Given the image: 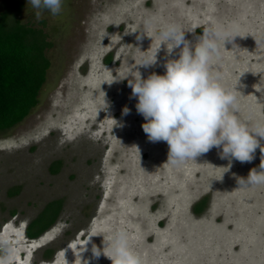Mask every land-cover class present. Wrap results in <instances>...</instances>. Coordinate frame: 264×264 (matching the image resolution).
Segmentation results:
<instances>
[{
  "label": "rangeland",
  "instance_id": "rangeland-1",
  "mask_svg": "<svg viewBox=\"0 0 264 264\" xmlns=\"http://www.w3.org/2000/svg\"><path fill=\"white\" fill-rule=\"evenodd\" d=\"M18 2L24 19L34 15L28 0H0V10ZM147 19L153 27L145 32ZM42 20L55 46L40 104L0 135V257L112 264L95 259L93 245L102 250L124 231L141 264H264V185L238 184L260 171L261 152L229 168L213 148L171 167L167 143L144 133L128 86L137 71L142 79L164 75L167 60L179 58L180 49L169 55L160 46V28L178 24L194 46L216 27L236 37L221 46L212 71L236 88L239 118L264 123V0H63L60 15L45 11ZM156 51L155 65L137 66ZM53 201L63 203L55 223L28 237L29 224Z\"/></svg>",
  "mask_w": 264,
  "mask_h": 264
},
{
  "label": "clouds",
  "instance_id": "clouds-1",
  "mask_svg": "<svg viewBox=\"0 0 264 264\" xmlns=\"http://www.w3.org/2000/svg\"><path fill=\"white\" fill-rule=\"evenodd\" d=\"M28 4L34 9L37 22L42 20L45 11L55 17L63 9V0H28ZM144 24L145 32L153 27L151 19ZM145 32L137 36V41L142 40ZM157 37L160 46H167L169 55L180 49L179 58L167 60L164 75L153 73L142 79L137 71L138 75L128 84L132 89L130 98L138 100L136 111L146 121L141 127L149 141L167 143L166 164L171 167L195 161L216 148L222 149L219 156L229 160L230 168L232 160L250 163L259 148L260 171L252 169L247 179L240 178L238 184L240 188L264 185V145L261 144L264 123L241 120L237 114L236 88H225L220 83L221 75L212 71V61L220 57L221 46L225 50V43H232L236 36L229 37L227 32L210 27L192 46L185 38V31L178 24L170 23L157 31ZM157 51L142 56L137 66L155 65ZM128 114L130 109L125 107L123 115ZM92 252L95 259L103 255L112 264H141L124 231L114 232L104 241L102 250L93 245ZM8 260V255L0 257V264H8Z\"/></svg>",
  "mask_w": 264,
  "mask_h": 264
},
{
  "label": "trees",
  "instance_id": "trees-1",
  "mask_svg": "<svg viewBox=\"0 0 264 264\" xmlns=\"http://www.w3.org/2000/svg\"><path fill=\"white\" fill-rule=\"evenodd\" d=\"M24 7V2H18L0 10V135L16 128L37 108L52 68L49 53L55 43L47 31V22H37L34 15L24 19ZM259 151L258 148L256 152ZM59 169L60 165L55 164L53 171ZM207 202V198L200 201L195 212L202 213ZM62 208V201L49 203L30 223L28 237L37 238L47 231Z\"/></svg>",
  "mask_w": 264,
  "mask_h": 264
},
{
  "label": "flooded vegetation",
  "instance_id": "flooded-vegetation-1",
  "mask_svg": "<svg viewBox=\"0 0 264 264\" xmlns=\"http://www.w3.org/2000/svg\"><path fill=\"white\" fill-rule=\"evenodd\" d=\"M30 225V224H29Z\"/></svg>",
  "mask_w": 264,
  "mask_h": 264
}]
</instances>
